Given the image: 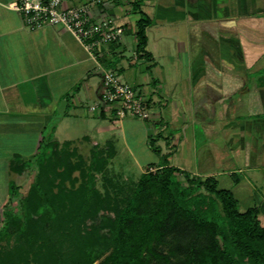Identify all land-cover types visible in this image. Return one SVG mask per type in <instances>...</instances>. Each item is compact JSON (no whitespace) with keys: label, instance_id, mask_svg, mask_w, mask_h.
I'll list each match as a JSON object with an SVG mask.
<instances>
[{"label":"crops","instance_id":"1","mask_svg":"<svg viewBox=\"0 0 264 264\" xmlns=\"http://www.w3.org/2000/svg\"><path fill=\"white\" fill-rule=\"evenodd\" d=\"M12 1L0 0V219L9 181L19 186L29 170L14 172L11 163H27L42 137L77 146L109 142L114 163H141L144 147L153 154L146 163H161L165 156L189 174L215 178L227 168L238 186L245 171L261 167L264 0H137L151 18L145 29L149 57L135 51L136 0H63L65 6L87 4L93 18L124 28L118 41L94 56L60 26L26 27ZM107 69L137 89L150 117L102 111L100 117L118 128L108 125L103 143L89 135L57 139L52 121L73 114L83 96L96 104Z\"/></svg>","mask_w":264,"mask_h":264},{"label":"trees","instance_id":"2","mask_svg":"<svg viewBox=\"0 0 264 264\" xmlns=\"http://www.w3.org/2000/svg\"><path fill=\"white\" fill-rule=\"evenodd\" d=\"M138 3L133 6L139 10ZM150 23L139 10V56L149 57ZM149 144L157 152L152 138ZM89 153L84 158L73 141L42 137L27 163H11L14 172H34L23 196L14 181L8 183L0 264H91L103 254L96 264H264L258 206L239 210L232 191L214 176L189 174L162 156L161 163L147 164L118 206L94 179L113 156L112 144L94 143Z\"/></svg>","mask_w":264,"mask_h":264},{"label":"rangeland","instance_id":"3","mask_svg":"<svg viewBox=\"0 0 264 264\" xmlns=\"http://www.w3.org/2000/svg\"><path fill=\"white\" fill-rule=\"evenodd\" d=\"M94 104L95 99L93 97L87 98L83 96L81 106L75 107L76 109L72 111L73 114H68L58 121L53 120L52 122L57 124L54 136L59 140H64L79 139L83 135H89L98 143H103L104 140L109 137L110 133L107 126L114 124L116 129L117 124L112 123L108 118H101L98 116L96 110L91 111L89 107ZM129 117V119L134 118L133 116ZM90 146V143L86 142H82L78 145L79 151L84 158L89 157ZM150 153L143 147L140 151V154L143 155L141 163H114L109 160L102 171L94 173L95 187L101 194H104L107 190L115 202H117V205H121L122 200L130 194L139 175L146 170L148 164L146 162L150 160L153 155ZM260 163L261 167L256 169V171H245L244 175L242 174V182L239 186L234 184L233 178L229 174V169L227 168L220 169L221 173L218 174L216 178L219 187L228 188L233 191L238 199L239 210H244L246 207L252 206L253 204H260L262 211H259L258 218L260 223L264 225V201L260 200L261 203L258 201L259 198L264 197V158L260 157ZM173 164L176 165L179 163ZM33 172L32 168H29L26 174L19 177L18 180L20 184L18 190L20 196L26 194L30 182L32 181ZM77 172V170H73L72 174L76 175ZM178 177L182 180L184 178L180 173L178 174ZM247 188L253 190L250 196L246 195L247 193L244 194V191ZM1 223L2 219H0V225ZM13 242L14 237L12 235L9 243L12 244ZM1 243H4V240ZM103 256L104 254L100 256V258L94 260L91 264H96Z\"/></svg>","mask_w":264,"mask_h":264},{"label":"built area","instance_id":"4","mask_svg":"<svg viewBox=\"0 0 264 264\" xmlns=\"http://www.w3.org/2000/svg\"><path fill=\"white\" fill-rule=\"evenodd\" d=\"M100 0H93L97 3ZM11 6L28 28L44 24L56 25L71 31L94 56L102 45L118 41L124 28L109 18H93L89 5L65 6L63 0H13ZM91 111H112L116 117L133 116L148 119L150 111L137 89L107 69L101 78L99 100L90 106Z\"/></svg>","mask_w":264,"mask_h":264}]
</instances>
